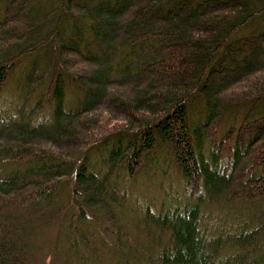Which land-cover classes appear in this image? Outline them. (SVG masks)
I'll list each match as a JSON object with an SVG mask.
<instances>
[{
    "label": "trees",
    "instance_id": "16d2710c",
    "mask_svg": "<svg viewBox=\"0 0 264 264\" xmlns=\"http://www.w3.org/2000/svg\"><path fill=\"white\" fill-rule=\"evenodd\" d=\"M0 7V264H264V0ZM162 150L184 193L130 207Z\"/></svg>",
    "mask_w": 264,
    "mask_h": 264
},
{
    "label": "rangeland",
    "instance_id": "374dc122",
    "mask_svg": "<svg viewBox=\"0 0 264 264\" xmlns=\"http://www.w3.org/2000/svg\"><path fill=\"white\" fill-rule=\"evenodd\" d=\"M1 15L2 9L0 7V17ZM260 27H264V21L255 26V28ZM25 68L26 65L21 61L19 68L9 77L4 90L0 94V117L2 111L12 109L17 102L16 96L18 92L16 85H21L17 83V80L23 79V72H26ZM155 155L157 160L153 164L148 165L149 163L145 162L143 165L146 174L142 172L132 184L128 185L129 197L131 199L130 207H135V203L137 202L140 204H166L170 202L169 197H177L184 193L177 170L170 167L169 162L166 161V157H168L167 152L164 150L157 151ZM91 235L92 237H97L95 231H92ZM45 236V240H42V244L40 243V247H43V249L39 250L43 264H62L64 256L68 253V249L61 245L58 232L55 229L50 230ZM54 244H58L61 247H54ZM35 262L37 264V259Z\"/></svg>",
    "mask_w": 264,
    "mask_h": 264
}]
</instances>
